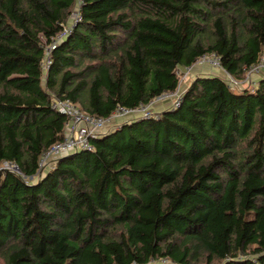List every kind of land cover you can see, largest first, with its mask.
Masks as SVG:
<instances>
[{"label": "trees", "instance_id": "obj_1", "mask_svg": "<svg viewBox=\"0 0 264 264\" xmlns=\"http://www.w3.org/2000/svg\"><path fill=\"white\" fill-rule=\"evenodd\" d=\"M212 53L253 83L181 87ZM262 57L264 0H0V264H264ZM165 94L41 166L53 96L109 117Z\"/></svg>", "mask_w": 264, "mask_h": 264}, {"label": "built area", "instance_id": "obj_2", "mask_svg": "<svg viewBox=\"0 0 264 264\" xmlns=\"http://www.w3.org/2000/svg\"><path fill=\"white\" fill-rule=\"evenodd\" d=\"M71 17L73 19L78 18L77 11H74ZM64 34L65 32L61 33L58 38L60 39L64 36ZM50 49H52L51 46L48 47L49 51ZM201 61H209L214 67L222 68L220 57L216 53L203 55L201 57ZM49 64L50 60L47 59L44 64L45 69L49 67ZM261 67H264V57H262L259 65L254 67V69L258 70ZM168 95L170 94L162 95L156 98V100ZM156 100L152 101L149 104L141 105L140 107L135 109L119 107L111 116L101 117L84 111L77 103H74L69 99H60L56 96H53L52 106L59 112L66 114L69 117V121L66 124V137L63 140H60L55 143L48 150V152L44 154L41 161V166L54 162L63 154L75 152L81 149H91V138H95L98 135L102 134L104 132V128L110 120L114 119V117H117L121 114H128L137 111L142 112L143 116H148L151 114V112H153L151 108ZM175 103L178 104V101ZM9 166L13 168V170H18L17 166L15 165Z\"/></svg>", "mask_w": 264, "mask_h": 264}, {"label": "rangeland", "instance_id": "obj_3", "mask_svg": "<svg viewBox=\"0 0 264 264\" xmlns=\"http://www.w3.org/2000/svg\"><path fill=\"white\" fill-rule=\"evenodd\" d=\"M200 62H197L194 66L184 69L180 68L179 73L181 76V80L183 83L181 84V87H185L186 84H188L194 77H196L198 74H218L221 75L223 78H226L228 81L232 82L235 86H241V85H251L253 82L250 81L251 72L249 71L246 75V79H235L231 77L226 71H224L223 68H216L210 63L209 61H201V58L199 59ZM189 70V71H188ZM188 71V72H187ZM259 71H262L261 69H256L255 73L256 75L259 73ZM178 96L176 95H168L163 98H160L156 100L152 106V110L154 112L157 111V106L164 105L165 103L171 104L176 102ZM156 107V108H155ZM142 112H131L128 114H121L117 117H114V119L110 120L109 123L104 128V132H107L108 130L118 127L122 123H126L130 121L131 119L142 117Z\"/></svg>", "mask_w": 264, "mask_h": 264}, {"label": "crops", "instance_id": "obj_4", "mask_svg": "<svg viewBox=\"0 0 264 264\" xmlns=\"http://www.w3.org/2000/svg\"><path fill=\"white\" fill-rule=\"evenodd\" d=\"M168 105H170V104L165 103L164 105H161V106L158 105L157 108H156V107H155V108L157 109V111H162V110H163L164 108H166Z\"/></svg>", "mask_w": 264, "mask_h": 264}]
</instances>
